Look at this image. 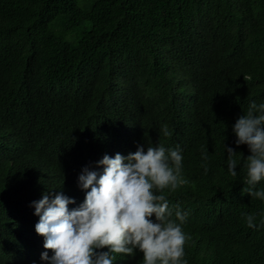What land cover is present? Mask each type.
I'll list each match as a JSON object with an SVG mask.
<instances>
[{
    "label": "trees",
    "instance_id": "trees-1",
    "mask_svg": "<svg viewBox=\"0 0 264 264\" xmlns=\"http://www.w3.org/2000/svg\"><path fill=\"white\" fill-rule=\"evenodd\" d=\"M253 101L264 104V0H0V264L53 255L33 201L62 192L78 208L85 167L159 144L183 157L187 183L164 194L172 220L177 205L189 213L187 264H264V200L242 193L251 152L233 131Z\"/></svg>",
    "mask_w": 264,
    "mask_h": 264
},
{
    "label": "clouds",
    "instance_id": "clouds-1",
    "mask_svg": "<svg viewBox=\"0 0 264 264\" xmlns=\"http://www.w3.org/2000/svg\"><path fill=\"white\" fill-rule=\"evenodd\" d=\"M233 131L237 146L246 144L251 152L245 159L248 187L242 193L264 200V190H256V184L264 180V104L251 102ZM162 132L171 135L167 125ZM226 151L228 172L235 177L238 161L233 156L237 152L230 147ZM203 159L207 161V153ZM182 160L179 145L167 150L163 144L147 146L146 151L138 146L127 156L105 155L97 162L103 166L102 173L88 167L82 170L78 184L85 199L78 208L69 210L75 201L62 192L33 201L39 216L35 231L45 238L43 247L53 253L49 257L48 251L43 252L41 260L47 264H114L117 254L133 257L138 249L143 264H187L184 246L190 237L182 224L189 213L177 205L175 217L180 223L172 220L173 210L164 194L165 189L175 191L187 183ZM153 215L156 222L150 219ZM246 221L249 228L257 227L253 214H247ZM104 248L108 251H97Z\"/></svg>",
    "mask_w": 264,
    "mask_h": 264
}]
</instances>
